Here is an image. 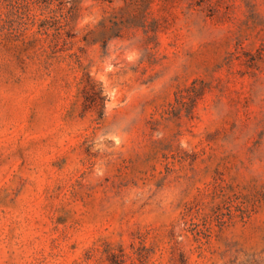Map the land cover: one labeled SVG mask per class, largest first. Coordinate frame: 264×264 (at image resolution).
I'll return each mask as SVG.
<instances>
[{"label": "rangeland", "instance_id": "rangeland-1", "mask_svg": "<svg viewBox=\"0 0 264 264\" xmlns=\"http://www.w3.org/2000/svg\"><path fill=\"white\" fill-rule=\"evenodd\" d=\"M70 1L0 0V264H264V0Z\"/></svg>", "mask_w": 264, "mask_h": 264}, {"label": "trees", "instance_id": "trees-1", "mask_svg": "<svg viewBox=\"0 0 264 264\" xmlns=\"http://www.w3.org/2000/svg\"><path fill=\"white\" fill-rule=\"evenodd\" d=\"M78 0H71L70 2L76 3ZM85 82V109H100L106 108L108 95L105 94V87L102 82L98 81L91 75L90 71H86L83 76ZM104 118V111L101 113L100 119Z\"/></svg>", "mask_w": 264, "mask_h": 264}]
</instances>
